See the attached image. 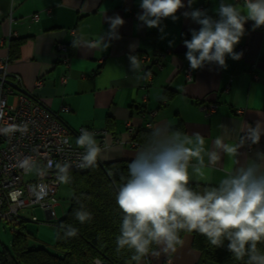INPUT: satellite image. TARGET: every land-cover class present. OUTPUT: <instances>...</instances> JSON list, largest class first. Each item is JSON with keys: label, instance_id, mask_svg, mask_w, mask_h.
Listing matches in <instances>:
<instances>
[{"label": "crops", "instance_id": "1", "mask_svg": "<svg viewBox=\"0 0 264 264\" xmlns=\"http://www.w3.org/2000/svg\"><path fill=\"white\" fill-rule=\"evenodd\" d=\"M140 2L0 0V58L7 60V80L15 85L6 87L10 91L7 100L13 95V103L14 95L33 93L71 131L79 127L106 129L104 141L94 136L103 150L100 163L132 161L146 145L135 139L145 129L152 132L158 126H170L188 135L199 132L205 138V149L217 151L218 160L209 165L205 156V177L190 182L218 185L229 172L264 152V135L251 152L241 147L235 159L214 148L217 137L235 145L248 125L264 124V27L253 30L252 21H248L245 35L235 47L237 53L239 46L246 47L242 58L228 57L226 69L215 62L206 64L187 82L184 65L188 49L183 41L191 37L190 29L198 30L200 25L183 16L190 9H181L178 21H162L163 33L147 28L137 19L142 12ZM224 2L244 7V0ZM219 3L195 0L192 7L217 18ZM34 14L39 19H31ZM116 14L125 24L118 30L121 39L112 40L107 50L73 47L75 39L102 36L109 30L105 16ZM12 43L18 56L10 55ZM61 45L67 47L66 52ZM130 54L137 55L141 64L138 72L130 67ZM143 57H148L145 66ZM63 76L66 82H62ZM211 102L216 110L206 116L201 106ZM63 106L70 109L63 111ZM189 171L191 174V168ZM198 258L191 237L186 235L175 251L165 253L157 246L150 258L139 264H196Z\"/></svg>", "mask_w": 264, "mask_h": 264}, {"label": "clouds", "instance_id": "2", "mask_svg": "<svg viewBox=\"0 0 264 264\" xmlns=\"http://www.w3.org/2000/svg\"><path fill=\"white\" fill-rule=\"evenodd\" d=\"M194 3L195 0H187V3L185 0H141L142 12L137 14L144 26L163 33L162 21H178L177 13L190 9L185 10L183 16L200 25L198 30L190 29V40L183 41L188 49L186 59L193 70L213 62L226 69L228 57L239 60L243 56L235 47L245 35L246 23L254 22L253 30L264 27V0H244L242 9L220 0L217 18L207 10L193 8ZM105 19L109 23L107 32L95 40L75 39L73 47L107 50L112 40L121 39L118 30L125 20L119 14L105 16ZM172 43L170 41L169 45ZM129 60L132 71L138 72L141 64L137 55L130 54ZM81 132L76 140L77 145L85 149L80 167H95L103 150L94 133L86 129ZM262 135L264 124L257 122L255 126L248 125L235 145L217 137L214 148L235 159L241 147L249 141L259 144ZM204 145L205 138L199 132L188 135L173 131L170 126L152 130L146 145L129 163V176L116 196L123 213L116 240L118 252L125 247L133 249L132 259L139 264L142 257L149 255L153 244L165 253L175 251L176 245L181 243L179 233L195 231L218 248L227 241V249L236 259L248 257L246 264H264V254L257 247L264 243V152H258L255 159L229 172L218 186L201 194L192 190L190 181L205 177V156L209 165H215L218 160V152L208 151ZM67 167L62 170L66 171ZM75 216L81 223L91 219V214L85 211H77ZM76 234L77 230L72 228L64 238Z\"/></svg>", "mask_w": 264, "mask_h": 264}, {"label": "built area", "instance_id": "3", "mask_svg": "<svg viewBox=\"0 0 264 264\" xmlns=\"http://www.w3.org/2000/svg\"><path fill=\"white\" fill-rule=\"evenodd\" d=\"M31 19L37 20L39 15L34 14ZM61 49L66 52L67 47L61 45ZM245 51V46H239L238 53L244 55ZM141 61L145 66L148 57L141 58ZM196 71L187 61L184 65L187 82L194 80ZM7 75V60L0 58V225L4 221L20 223L24 219L21 210L34 206L45 209L52 220L56 216L54 206L62 169L65 166L67 169H84L80 164L85 149L76 143L83 134L81 130L94 133L102 141L108 131L86 127L71 131L59 115L33 93H18L14 95V102L9 104ZM66 78L63 76L62 82H66ZM253 78L257 79V74H253ZM40 82L38 80L37 85ZM201 107L206 116L216 110V104L212 102ZM69 109L68 106L62 107L63 111ZM237 112L241 113L242 109H237ZM154 114V110L150 112L151 117ZM244 134H239L237 142ZM254 146L249 141L243 147L251 152ZM32 220L37 221L38 218L33 215Z\"/></svg>", "mask_w": 264, "mask_h": 264}, {"label": "trees", "instance_id": "4", "mask_svg": "<svg viewBox=\"0 0 264 264\" xmlns=\"http://www.w3.org/2000/svg\"><path fill=\"white\" fill-rule=\"evenodd\" d=\"M191 39V37H185ZM18 45V43H16ZM18 49L11 45L10 55L18 56ZM151 130L145 129L135 137L138 144L147 143ZM131 161L100 163L91 168L67 169L62 177L72 189L70 205L64 217L55 223L56 251L45 247L30 246L25 228L14 231L10 246L0 248V264H138L132 257L133 249L125 247L117 251V237L120 235L122 211L116 203L119 188L126 182ZM218 185L190 182L193 191L203 193ZM77 211L91 214V219L81 223L76 219ZM25 220V218L23 219ZM23 222V221H21ZM76 229L74 237L64 238L71 229ZM180 240L189 235L191 247L198 252L196 264H246L248 257L236 259L223 247L211 245L204 235L198 232L181 231ZM157 245L153 244L149 255L141 258L148 260ZM264 254V243L257 245ZM139 262V263H140Z\"/></svg>", "mask_w": 264, "mask_h": 264}, {"label": "rangeland", "instance_id": "5", "mask_svg": "<svg viewBox=\"0 0 264 264\" xmlns=\"http://www.w3.org/2000/svg\"><path fill=\"white\" fill-rule=\"evenodd\" d=\"M13 95H9L8 102H12ZM72 189L67 184L65 179L61 180L59 188L56 193L55 213L54 219L50 220L48 214L40 206L25 208L21 210V216L25 218L23 222H2L0 225V248L3 245L10 246L14 231L24 227L27 233V241L30 246L45 247L51 251H56V226L55 223L64 217L68 210ZM38 218L37 221L32 220V216Z\"/></svg>", "mask_w": 264, "mask_h": 264}, {"label": "water", "instance_id": "6", "mask_svg": "<svg viewBox=\"0 0 264 264\" xmlns=\"http://www.w3.org/2000/svg\"><path fill=\"white\" fill-rule=\"evenodd\" d=\"M8 83H9V85H12V86L14 85V84H12L10 81H8ZM14 86H15V85H14Z\"/></svg>", "mask_w": 264, "mask_h": 264}]
</instances>
